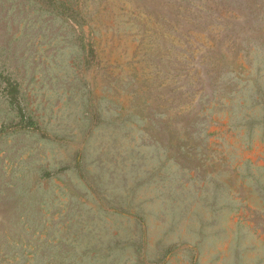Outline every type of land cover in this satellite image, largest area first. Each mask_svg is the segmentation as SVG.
Here are the masks:
<instances>
[{
	"label": "rangeland",
	"instance_id": "1",
	"mask_svg": "<svg viewBox=\"0 0 264 264\" xmlns=\"http://www.w3.org/2000/svg\"><path fill=\"white\" fill-rule=\"evenodd\" d=\"M0 264H264V0H0Z\"/></svg>",
	"mask_w": 264,
	"mask_h": 264
}]
</instances>
